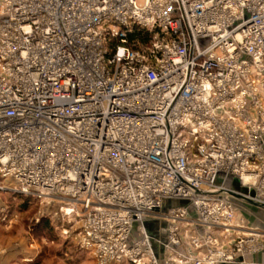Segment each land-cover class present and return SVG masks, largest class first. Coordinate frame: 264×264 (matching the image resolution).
Segmentation results:
<instances>
[{"label": "built area", "instance_id": "2783aa9c", "mask_svg": "<svg viewBox=\"0 0 264 264\" xmlns=\"http://www.w3.org/2000/svg\"><path fill=\"white\" fill-rule=\"evenodd\" d=\"M0 184L61 204L97 264H249L264 0H0Z\"/></svg>", "mask_w": 264, "mask_h": 264}, {"label": "rangeland", "instance_id": "374dc122", "mask_svg": "<svg viewBox=\"0 0 264 264\" xmlns=\"http://www.w3.org/2000/svg\"><path fill=\"white\" fill-rule=\"evenodd\" d=\"M25 200V196L16 191L0 189V221L7 224L0 226V240L8 244L21 242L23 251L27 247L37 252L35 259L31 262L25 259L23 263L97 264L91 253L81 247L75 223L60 213L61 204L32 200L23 207ZM246 217L251 227L264 232V209L253 207ZM148 227L150 230L152 226L148 224Z\"/></svg>", "mask_w": 264, "mask_h": 264}, {"label": "crops", "instance_id": "0c3cea01", "mask_svg": "<svg viewBox=\"0 0 264 264\" xmlns=\"http://www.w3.org/2000/svg\"><path fill=\"white\" fill-rule=\"evenodd\" d=\"M6 225L7 224H2L0 221L1 227H4ZM149 225L152 226L150 229L152 234L159 235V236L165 233V227L167 226L165 222H163V224H161L159 221H157L155 223H151ZM198 229L201 232H203V230H204L202 226H199ZM184 239H185L184 244L181 247H179V250L187 252V248H188L187 244L189 243V236H186V238H184ZM22 247H23V245H21V242L20 243H13L12 242L11 244H8V242L0 240V264H29V263H23L24 260L27 259L26 261L31 262L33 259L36 258L37 252H33L32 248L27 249V247H26V250L23 251ZM190 249H191L190 252H192L198 256H202V254L205 252L204 250L194 251L193 248H191V247H190ZM156 250H157L159 256L161 257V259L163 260L165 258V252H166L163 245H161V244L156 245ZM247 263H249V264H252V263L262 264V263H264V250H262L261 252L255 253L253 255H250L247 259Z\"/></svg>", "mask_w": 264, "mask_h": 264}, {"label": "trees", "instance_id": "16d2710c", "mask_svg": "<svg viewBox=\"0 0 264 264\" xmlns=\"http://www.w3.org/2000/svg\"><path fill=\"white\" fill-rule=\"evenodd\" d=\"M152 39V34L149 32H146L145 30H136L132 34H130V41L134 48H143L146 44L150 43ZM25 203L23 207H27L32 200H34L31 197H26ZM36 201V200H35Z\"/></svg>", "mask_w": 264, "mask_h": 264}, {"label": "water", "instance_id": "95a60500", "mask_svg": "<svg viewBox=\"0 0 264 264\" xmlns=\"http://www.w3.org/2000/svg\"><path fill=\"white\" fill-rule=\"evenodd\" d=\"M0 189H2V188H0ZM2 190H4V189H2Z\"/></svg>", "mask_w": 264, "mask_h": 264}]
</instances>
